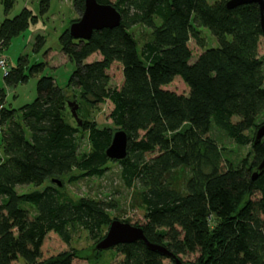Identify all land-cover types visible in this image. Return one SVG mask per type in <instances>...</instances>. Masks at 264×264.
<instances>
[{"label":"trees","instance_id":"obj_1","mask_svg":"<svg viewBox=\"0 0 264 264\" xmlns=\"http://www.w3.org/2000/svg\"><path fill=\"white\" fill-rule=\"evenodd\" d=\"M121 15L114 27L75 39L66 27L60 50L74 63L66 86L79 90L90 107L107 106L114 128L127 134V153L107 157L113 129L81 118H64L66 99L51 75H41L37 94L18 109L5 106L0 88V264H77L101 251L50 254L49 233L64 243L79 226L99 241L114 204L105 199L72 198L57 184L17 192L18 184L42 185L76 169L69 181L102 177L108 163L120 167L132 199L144 208L137 219L146 238L164 245L187 264H264V170L252 177L264 157V34L259 5L232 8L227 0H96ZM44 13L50 0H38ZM5 10L12 0H4ZM82 14L84 0H73ZM36 15L23 7L0 22V49L24 31ZM150 29L139 47L132 27ZM206 28L217 40L208 46ZM44 36H35V47ZM46 51L45 53H47ZM45 62L27 66L21 56L3 75L9 85L27 81ZM27 68L28 73L25 69ZM118 81L113 84V80ZM77 103V102H76ZM19 112V113H18ZM220 129L238 146L251 145L232 159L210 134ZM88 143L83 150L82 140ZM117 219V218H116ZM113 264H176L141 240L115 245Z\"/></svg>","mask_w":264,"mask_h":264},{"label":"rangeland","instance_id":"obj_2","mask_svg":"<svg viewBox=\"0 0 264 264\" xmlns=\"http://www.w3.org/2000/svg\"><path fill=\"white\" fill-rule=\"evenodd\" d=\"M213 1L215 0H208L210 3ZM23 7H27L36 15V21L30 22L24 31L14 36L6 46L0 49V56L5 57L6 69L15 67L21 56L27 58V66H31L37 62H45L46 64L42 71L29 75L27 81L16 85L5 83L3 78L4 70L0 68V88L5 92V106L18 109L23 104L31 102L37 94V79L41 75H51L54 77L56 84L64 90L66 109L63 114L67 122L75 124V119L68 106V101H75L78 104L77 112L80 117L90 119L101 127L110 126L113 131L117 130L107 118V106L105 104H100L98 107H90L80 98L79 90L66 86L69 75L74 68V63L61 52L58 37L66 27L81 16L75 10L73 0H50L49 7L44 13H40L39 11L38 0H12V6L7 10H5L4 0H0V22L6 17H13ZM132 31L138 40L139 47L149 39L150 29L143 25L132 27ZM202 33L207 39L208 46L217 45V40L206 28H202ZM37 34L44 36V43L38 48L35 47V36ZM46 51L48 52L45 53ZM260 55L264 60V46ZM25 71L28 73L27 68ZM117 81V79L113 80V84ZM210 134L234 160L244 157L251 149L250 144L238 146L220 129L213 128ZM82 145L83 150H88L89 146L85 138L82 140ZM108 166L107 172L102 177H84L70 182L69 178L72 175L79 174L74 169L70 173L55 177L61 181V185L57 186L61 191L74 199L89 197L112 202L114 208L109 210L112 219H137L139 216H142L144 213L143 206L132 199V192L138 187L136 185L127 187L124 184L118 163L110 162ZM47 184L56 185L51 179H46L40 186H34L32 183L18 184L15 186V190L19 193L27 192L41 189ZM106 231L107 227H104L103 233H106ZM70 232L71 240L69 243H64L56 234L49 233L45 241L46 251L54 254L60 251L89 250L88 253L91 254L90 249L95 244V241L90 237L88 232L79 226L70 227ZM114 260V250L111 248L101 251L98 259L95 261L81 260L77 264H113Z\"/></svg>","mask_w":264,"mask_h":264},{"label":"water","instance_id":"obj_3","mask_svg":"<svg viewBox=\"0 0 264 264\" xmlns=\"http://www.w3.org/2000/svg\"><path fill=\"white\" fill-rule=\"evenodd\" d=\"M255 2L259 5L261 14V28L264 34V0H227L226 6L232 8L234 6ZM120 12L111 4H102L96 0H84V10L80 18L72 22L68 26V32L75 39H88L94 30L104 27H114L120 22ZM71 114L76 123L81 125L82 120L77 114L78 104L75 101H68ZM264 136V123L259 125L254 136V143H257ZM106 155L113 160H120L127 153V134L123 129H117L113 132L112 140L106 149ZM264 170V157L253 172L252 177L255 178ZM57 185H61V181L57 178L52 179ZM141 240L149 249L159 252L171 258L176 264H187L180 260L174 253L169 251L164 245L149 241L143 233L140 226L133 225L129 222L119 219H111L105 235L97 241L90 249L92 253L104 251L113 248L120 243H130Z\"/></svg>","mask_w":264,"mask_h":264},{"label":"built area","instance_id":"obj_4","mask_svg":"<svg viewBox=\"0 0 264 264\" xmlns=\"http://www.w3.org/2000/svg\"><path fill=\"white\" fill-rule=\"evenodd\" d=\"M6 60L5 57L0 56V68L4 70V74L6 73L7 69H6Z\"/></svg>","mask_w":264,"mask_h":264}]
</instances>
